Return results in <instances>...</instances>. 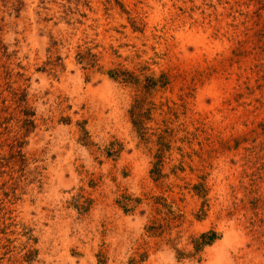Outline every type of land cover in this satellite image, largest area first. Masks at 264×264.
<instances>
[{
    "label": "rangeland",
    "instance_id": "374dc122",
    "mask_svg": "<svg viewBox=\"0 0 264 264\" xmlns=\"http://www.w3.org/2000/svg\"><path fill=\"white\" fill-rule=\"evenodd\" d=\"M0 264H264V0H0Z\"/></svg>",
    "mask_w": 264,
    "mask_h": 264
},
{
    "label": "trees",
    "instance_id": "16d2710c",
    "mask_svg": "<svg viewBox=\"0 0 264 264\" xmlns=\"http://www.w3.org/2000/svg\"><path fill=\"white\" fill-rule=\"evenodd\" d=\"M114 77V76H112ZM116 80H118L117 77H115ZM137 109H140L139 106H137ZM135 112H133V115H134ZM134 117L136 118L135 120V125H138L137 122H142V120H140V118L142 117L141 114H136V116L134 115ZM31 122V121H30ZM201 238L205 241L204 243L205 244H212L214 239L216 238V234L214 232L212 233H205L201 236Z\"/></svg>",
    "mask_w": 264,
    "mask_h": 264
}]
</instances>
